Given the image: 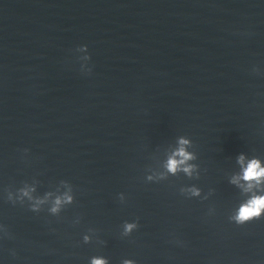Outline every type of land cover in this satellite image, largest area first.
Here are the masks:
<instances>
[{
	"label": "water",
	"instance_id": "95a60500",
	"mask_svg": "<svg viewBox=\"0 0 264 264\" xmlns=\"http://www.w3.org/2000/svg\"><path fill=\"white\" fill-rule=\"evenodd\" d=\"M241 153L264 167V0H0V264H264V216L229 219L264 194L230 182ZM33 180L75 202L7 201Z\"/></svg>",
	"mask_w": 264,
	"mask_h": 264
},
{
	"label": "clouds",
	"instance_id": "9594fccd",
	"mask_svg": "<svg viewBox=\"0 0 264 264\" xmlns=\"http://www.w3.org/2000/svg\"><path fill=\"white\" fill-rule=\"evenodd\" d=\"M78 49L87 52V46H80ZM86 61H90L91 57L87 54L84 57ZM81 71L85 73H91L92 69L87 67V70H84L83 65H81ZM253 71H258L253 69ZM193 145V142L185 136H179L177 139V147L174 149L172 154L168 157L167 163L165 165L167 173L175 176L178 172H183L187 177L192 178L193 172L196 169V165L189 163L190 161L195 160L197 157L193 152L188 151V148ZM27 149H24V152H27ZM237 162L241 166V173L234 176L230 181L233 184H240V181H243L244 184H241V187H244L245 192H252L254 188H261L264 185V167L261 166V161L258 158H251L245 163V156L241 153ZM166 177L161 176V179ZM148 181H152L153 177L148 176ZM39 182L33 180L32 183L24 182L23 186L12 191L6 189V199L8 202H11L13 205L19 203L23 205L25 201L28 202V207L32 212L39 213L44 210V206L47 205V211L50 215L59 216L61 211L68 205H71L75 202L73 186L66 180H61L59 184L55 187L54 191H47L43 195H37V184ZM65 189L61 191L60 189ZM184 191H188L192 196H199L200 189L196 187H190L187 189L181 188V194ZM264 192V188L261 189ZM121 202H124V195L121 193L119 195ZM264 216V194L253 193L249 198L243 202L235 215L229 217L231 221L237 225H243L254 219H259ZM74 223H79V217L74 221ZM137 222H127L123 224V233L122 236H129L131 233L138 228ZM94 229H89V232H94ZM0 233H3L5 237L10 238V233L5 225H0ZM92 240L90 235H84L83 241L89 243ZM15 253H13L14 255ZM90 264H109L107 258L103 256H93L90 258ZM122 264H136L134 260L124 259Z\"/></svg>",
	"mask_w": 264,
	"mask_h": 264
}]
</instances>
